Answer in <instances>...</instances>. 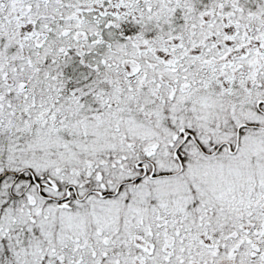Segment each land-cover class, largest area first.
I'll return each instance as SVG.
<instances>
[{"label": "snow or ice", "instance_id": "6c2138e0", "mask_svg": "<svg viewBox=\"0 0 264 264\" xmlns=\"http://www.w3.org/2000/svg\"><path fill=\"white\" fill-rule=\"evenodd\" d=\"M0 264H264V0H0Z\"/></svg>", "mask_w": 264, "mask_h": 264}]
</instances>
